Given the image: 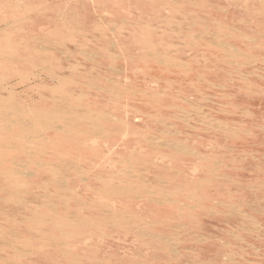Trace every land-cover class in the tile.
<instances>
[{"label":"rangeland","instance_id":"374dc122","mask_svg":"<svg viewBox=\"0 0 264 264\" xmlns=\"http://www.w3.org/2000/svg\"><path fill=\"white\" fill-rule=\"evenodd\" d=\"M0 1V264H264V0Z\"/></svg>","mask_w":264,"mask_h":264},{"label":"bare ground","instance_id":"6f19581e","mask_svg":"<svg viewBox=\"0 0 264 264\" xmlns=\"http://www.w3.org/2000/svg\"><path fill=\"white\" fill-rule=\"evenodd\" d=\"M46 1V0H45ZM63 1V0H62ZM80 1V0H79ZM115 1V0H114ZM146 1V0H145ZM157 1V0H156ZM208 1V0H207ZM214 1V0H213ZM213 1H211V2H213ZM236 1V0H235ZM238 1V0H237ZM243 1V0H242ZM1 2V1H0ZM60 2V1H59ZM71 2V1H70ZM108 2V1H107ZM111 2V1H110ZM160 2H161V0H160ZM204 2V1H203ZM230 2V1H229ZM234 2V1H233ZM232 2V3H233ZM9 3V2H8ZM74 3V2H73ZM73 3H72V5H73ZM116 3V2H115ZM119 3V2H118ZM135 3V2H134ZM155 3V2H154ZM167 3V2H166ZM170 3V2H169ZM205 3V2H204ZM235 3V2H234ZM49 4V3H48ZM47 3H46V5H48ZM100 4V3H99ZM110 4V3H109ZM113 4V3H112ZM130 4V3H129ZM153 4V3H152ZM156 4H158V3H156ZM160 4V3H159ZM171 4V3H170ZM169 4V5H170ZM191 4V3H190ZM218 4V3H217ZM252 4V3H251ZM259 4V3H258ZM257 4V5H258ZM19 5V4H18ZM34 5V4H33ZM32 5V6H33ZM62 5V4H61ZM94 5V4H93ZM162 5V4H161ZM177 5H179V4H177ZM202 5V4H201ZM204 5V4H203ZM245 5V4H244ZM28 6V5H27ZM97 6V5H96ZM104 6V5H103ZM116 6V5H115ZM123 6V5H122ZM134 6V5H133ZM208 6V5H207ZM228 6V5H227ZM246 6V5H245ZM245 6H243V7H245ZM259 6V5H258ZM1 7V6H0ZM8 7V6H7ZM54 7V6H53ZM88 7H89V5H88ZM94 7V6H93ZM102 7V6H101ZM105 7V6H104ZM132 7V6H131ZM161 7V6H160ZM189 7V6H188ZM229 7V6H228ZM233 7H235V6H233ZM5 8V7H4ZM10 8V7H9ZM21 8V7H20ZM29 8V7H28ZM39 8V7H38ZM41 8H42V6H41ZM60 8V7H59ZM73 8V7H72ZM71 8V9H72ZM124 8V7H123ZM135 8V7H134ZM142 8V7H141ZM153 8V7H152ZM158 8V7H157ZM162 8V7H161ZM171 8V7H170ZM186 8V7H185ZM194 8V7H193ZM209 8V7H208ZM224 8V7H223ZM258 8V7H257ZM13 9H14V7H13ZM32 9H34V8H32ZM45 9V8H44ZM148 9V8H147ZM179 9V8H178ZM184 9V8H183ZM189 9V8H188ZM192 9V8H191ZM194 9H196V8H194ZM199 9V8H198ZM259 9V8H258ZM20 10V9H19ZM30 10V9H29ZM39 10V9H38ZM151 10V9H150ZM153 10H154V8H153ZM156 10V9H155ZM181 10V9H180ZM200 10V9H199ZM237 10V9H236ZM261 10V9H260ZM12 11V10H11ZM13 11H15V10H13ZM48 11V10H47ZM50 11V10H49ZM57 11H59V10H57ZM63 11V10H62ZM121 11V10H120ZM142 11H143V9H142ZM160 11V10H159ZM169 11V10H168ZM172 11V10H171ZM183 11V10H182ZM264 11V10H263ZM16 12V11H15ZM19 12V11H18ZM22 12V11H21ZM60 12V11H59ZM71 12V11H70ZM139 12V11H138ZM152 12V11H151ZM184 12V11H183ZM187 12H188V10H187ZM186 12V13H187ZM201 12V11H200ZM209 12H210V10H209ZM246 12V11H245ZM248 12V11H247ZM26 13V12H25ZM43 13V12H42ZM58 13V12H57ZM79 13V12H78ZM147 13V12H146ZM158 14H159V12H157ZM178 13V12H177ZM190 13V12H189ZM193 13V12H192ZM208 13V12H207ZM16 14H18V13H16ZM40 14V13H39ZM44 14V13H43ZM42 14V15H43ZM58 14H60V13H58ZM126 14V13H125ZM161 14V13H160ZM204 14V13H203ZM253 14V13H252ZM20 15V14H19ZM18 15V16H19ZM70 15V14H69ZM80 15V14H79ZM172 15V14H171ZM191 15V14H190ZM189 15V16H190ZM245 15V14H244ZM1 16V15H0ZM11 16H13V15H11ZM63 16V15H62ZM71 16V15H70ZM76 16V15H75ZM145 16V15H144ZM152 16V15H151ZM160 16H162V14L160 15ZM165 16V15H164ZM175 16V15H174ZM183 16V15H182ZM184 16H186L185 14H184ZM204 16V15H203ZM203 16H202V18H203ZM225 16V15H224ZM237 16V15H236ZM242 16V15H241ZM255 16V15H254ZM169 17V16H168ZM194 17V16H193ZM228 17H229V15H228ZM248 17V16H247ZM253 17V16H252ZM261 17V16H260ZM32 18H33V16H32ZM31 18V19H32ZM73 18H74V15H73ZM77 18V17H76ZM81 18V17H80ZM79 18V19H80ZM84 18V17H83ZM82 18V19H83ZM136 18V17H135ZM140 18V17H139ZM141 18H143L142 16H141ZM204 18H206V17H204ZM210 18V17H209ZM230 18H231V16H230ZM251 18V17H250ZM264 18V17H263ZM30 19V18H29ZM41 19V18H40ZM70 19V18H69ZM169 19V18H168ZM174 19H176V18H174ZM224 19V18H223ZM1 20V19H0ZM4 20V19H3ZM25 20V19H24ZM87 20V19H86ZM100 20V19H99ZM161 20V19H160ZM2 21V20H1ZM23 21V20H22ZM60 21V20H59ZM62 21V20H61ZM71 21V20H70ZM76 21V20H75ZM95 21V20H94ZM114 21H116V20H114ZM122 21V20H121ZM137 21V20H136ZM139 21V20H138ZM147 21V20H146ZM146 21H145V23H146ZM161 21H164V20H161ZM172 21V20H171ZM174 21V20H173ZM176 21V20H175ZM182 21L184 22V20L182 19ZM181 21V22H182ZM209 21H212V20H209ZM5 22V21H4ZM3 22V23H4ZM7 22V21H6ZM63 22V21H62ZM65 22V21H64ZM63 22V23H64ZM83 22V21H82ZM118 22V21H117ZM141 23L143 22V19H142V21H140ZM150 23L149 24H151V21H149ZM153 22V21H152ZM155 22V21H154ZM202 22V21H201ZM201 22H199V23H201ZM233 22V21H232ZM2 23V22H1ZM20 23V22H19ZM72 23V22H71ZM70 23V24H71ZM81 23V22H80ZM91 23V22H90ZM170 23V22H169ZM175 23V22H174ZM177 23H178V21H177ZM11 24V23H10ZM13 24V23H12ZM26 24V23H25ZM65 24V23H64ZM69 24V23H68ZM82 24V23H81ZM120 24V23H119ZM138 24V23H137ZM154 24V23H153ZM156 24V23H155ZM189 24V23H188ZM187 24V25H188ZM214 24V23H213ZM212 24V25H213ZM24 25V24H23ZM56 25V24H55ZM98 25V24H97ZM146 25H148L147 23H146ZM146 25H144V26H146ZM152 25V24H151ZM183 25V24H182ZM253 25V24H252ZM263 25H264V23H263ZM27 26H29V25H27ZM90 26V25H89ZM93 26V25H92ZM100 26V25H99ZM122 26V25H121ZM149 26V25H148ZM153 26V25H152ZM161 26V25H160ZM163 26V25H162ZM239 26V25H238ZM254 26V25H253ZM5 27V26H4ZM60 27V26H59ZM65 27V26H64ZM127 27V26H126ZM182 27V26H181ZM186 27V26H185ZM189 27V26H188ZM195 27V26H194ZM218 27V26H217ZM257 27V26H256ZM22 28V27H21ZM82 28V27H81ZM80 28V29H81ZM110 28V27H109ZM115 28V27H114ZM152 28V27H151ZM187 28V27H186ZM190 28V27H189ZM215 28V27H214ZM241 28H243V27H241ZM240 28V29H241ZM258 28V27H257ZM29 29V28H28ZM64 29V28H63ZM85 29V28H84ZM102 29H104V28H102ZM120 29V28H119ZM155 29V28H154ZM165 29V28H164ZM191 29V28H190ZM194 29V28H193ZM196 29V28H195ZM197 29H198V27H197ZM246 29V28H245ZM255 30H257L256 28H254ZM22 30V29H21ZM58 30V29H57ZM69 30V29H68ZM68 30H66V31H68ZM76 30V29H75ZM105 30V29H104ZM117 30V29H116ZM124 30V29H123ZM189 30V29H188ZM187 30V31H188ZM192 30V29H191ZM74 31V30H73ZM95 31V30H94ZM97 31V30H96ZM100 31V30H99ZM106 31V30H105ZM163 31V30H162ZM168 31V30H167ZM194 31V30H193ZM217 31V30H216ZM59 32V31H58ZM82 32V31H81ZM110 32V31H109ZM176 32V31H175ZM177 32H178V30H177ZM257 32V31H256ZM49 33H50V31H49ZM71 33V32H70ZM107 33V32H106ZM192 33H195V32H192ZM262 33V32H261ZM1 34V33H0ZM132 34V33H131ZM156 34V33H155ZM174 34V33H173ZM180 34V33H179ZM187 34H189V33H187ZM22 35H23V33H22ZM49 35V34H48ZM57 35V34H56ZM66 35V34H65ZM64 35V36H65ZM118 35V34H117ZM116 35V36H117ZM122 35V34H121ZM150 35V34H149ZM148 35V36H149ZM160 35V34H159ZM165 35V34H164ZM1 36H2V34H1ZM33 36V35H32ZM129 36V35H128ZM155 36H157V35H155ZM176 36V35H175ZM178 36V35H177ZM8 37V36H7ZM34 37V36H33ZM49 37V36H48ZM105 37V36H104ZM124 37H125V35H124ZM123 37V38H124ZM172 37V36H171ZM3 38V37H2ZM43 38V37H42ZM61 38V37H60ZM65 38V37H64ZM68 38V37H67ZM94 38V37H93ZM122 38V39H123ZM158 38V37H157ZM176 38V37H175ZM21 39V38H20ZM23 39H25V38H23ZM46 39V38H45ZM50 39V38H49ZM81 39V38H80ZM146 39V38H145ZM153 39H154V37H153ZM156 39V38H155ZM170 39V38H169ZM172 39V38H171ZM31 40V39H30ZM47 40V39H46ZM79 40V39H78ZM89 40V39H88ZM101 40V39H100ZM124 40V39H123ZM136 40V39H135ZM157 40V39H156ZM160 40V39H159ZM177 40V39H176ZM235 40V39H234ZM237 40V39H236ZM29 41V40H28ZM51 41V40H50ZM54 41V40H53ZM87 41V40H86ZM125 41V40H124ZM138 41V40H137ZM213 41V40H212ZM229 41V40H228ZM6 42V41H5ZM8 42V41H7ZM65 42V41H64ZM102 42H104V41H102ZM101 42V43H102ZM127 42V41H126ZM134 42V41H133ZM156 42H158V40L156 41ZM163 42V41H162ZM180 42V41H179ZM182 42V41H181ZM239 42V41H238ZM3 43H4V41H3ZM17 43V42H16ZM54 43V42H53ZM74 43V42H73ZM76 43V42H75ZM74 43V44H75ZM194 43V42H193ZM234 43H236V42H234ZM240 43V42H239ZM242 43V42H241ZM240 43V44H241ZM247 43V42H246ZM245 43V44H246ZM5 44V43H4ZM69 44V43H68ZM80 44V43H79ZM85 44H87V43H85ZM127 44V43H126ZM159 44V43H158ZM163 44V43H162ZM178 44V43H177ZM183 44V43H182ZM186 44V43H185ZM188 44V43H187ZM186 44V45H187ZM237 44V43H236ZM73 45V44H72ZM84 45V44H83ZM123 45V44H122ZM137 45V44H136ZM157 45V44H156ZM155 45V46H156ZM184 45V44H183ZM239 45V44H238ZM263 45V44H262ZM21 46V45H20ZM60 46V45H59ZM91 46H92V44H91ZM96 46V45H95ZM171 46V45H170ZM180 46V45H179ZM250 46V45H249ZM24 47V46H23ZM49 47V46H48ZM66 47H67V45H66ZM78 47H79V45H78ZM84 47H85V45H84ZM131 47H133L132 45H131ZM165 47V46H164ZM173 47V46H172ZM244 47V46H243ZM8 48H9V46H8ZM31 48V47H30ZM101 48V47H100ZM146 48V47H145ZM162 48V47H161ZM166 48V47H165ZM175 48V47H174ZM177 48V47H176ZM191 48V47H190ZM253 48V47H252ZM251 48V49H252ZM4 49V48H3ZM155 49V48H154ZM163 49V48H162ZM188 49V48H187ZM7 50V49H6ZM67 50V49H66ZM83 50V49H82ZM134 50H136V49H134ZM142 50V49H141ZM151 50V49H150ZM176 50H178V49H176ZM199 50V49H198ZM249 50V49H248ZM8 51V50H7ZM20 51V50H19ZM155 51V50H154ZM167 51H169V50H167ZM218 51V50H217ZM3 52V51H2ZM11 52V51H10ZM22 52V51H21ZM26 52V51H25ZM24 52V53H25ZM187 52H189V51H187ZM196 52V51H195ZM6 53V52H5ZM9 53V52H8ZM204 53H206V52H204ZM174 54V53H173ZM194 54V53H193ZM202 54V53H201ZM24 55V54H23ZM28 55V54H27ZM136 55V54H135ZM166 55V54H165ZM177 55V54H176ZM183 55V54H182ZM186 56H187V54H185ZM206 55V54H205ZM211 55V54H210ZM225 55V54H224ZM224 55H223V58H224ZM51 57H52V55H50ZM78 56V55H77ZM81 56V55H80ZM128 56V55H127ZM171 56H172V54H171ZM170 56V57H171ZM203 56V55H202ZM19 57V56H18ZM41 57V56H40ZM51 57H49L50 59H51ZM64 57V56H63ZM188 57V56H187ZM217 57V56H216ZM27 58V57H26ZM37 58V57H36ZM48 58V59H49ZM59 58V57H58ZM200 58H201V56H200ZM210 58V57H209ZM47 59V58H46ZM49 59V60H50ZM107 59V58H106ZM156 59V58H155ZM34 60V59H33ZM54 60V59H53ZM56 60V59H55ZM72 60V59H71ZM81 60V59H80ZM102 60V59H101ZM128 60V59H127ZM153 60V59H152ZM201 60V59H200ZM205 60V59H204ZM217 60V59H216ZM31 61V60H30ZM73 61V60H72ZM78 61V60H77ZM130 61V60H129ZM132 61V60H131ZM142 61V60H141ZM147 61V60H146ZM193 61V60H192ZM202 61V60H201ZM219 61H221V59L219 60ZM226 61V60H225ZM225 61H223V62H225ZM39 62V61H38ZM46 62V61H45ZM50 62V61H49ZM48 62V63H49ZM101 62H103V60L101 61ZM137 62V61H136ZM152 62V61H151ZM164 62H165V60H164ZM198 62V61H197ZM230 62H232V61H230ZM53 63H54V61H53ZM169 63V62H168ZM190 63V62H189ZM191 63H194V62H191ZM227 63V62H226ZM229 63V62H228ZM107 64V63H106ZM152 64H154L153 62H152ZM196 64V63H195ZM201 64V63H200ZM216 64V63H215ZM69 65V64H68ZM132 65V64H131ZM147 65V64H146ZM211 65V64H210ZM225 65V64H224ZM48 66V65H47ZM150 66V65H149ZM160 66V65H159ZM26 67V66H25ZM32 67H34V66H32ZM31 67V68H32ZM39 67V66H38ZM147 67V66H146ZM207 67V66H206ZM224 67V66H223ZM233 67V66H232ZM27 68V67H26ZM25 68V69H26ZM62 68V67H61ZM72 68V67H71ZM153 68V67H152ZM204 68V67H203ZM210 68V67H209ZM216 68H217V65H216ZM229 68V67H228ZM236 68H237V66H236ZM80 69V68H79ZM164 69V68H163ZM202 69V68H201ZM220 69V68H219ZM53 70V69H52ZM55 70V69H54ZM129 70V69H128ZM147 70V69H146ZM155 70H157L156 68H155ZM186 70H188V69H186ZM7 71V70H6ZM9 71V70H8ZM30 71V70H29ZM37 71V70H36ZM62 71V70H61ZM80 71H82V70H80ZM99 71V70H98ZM175 71V70H174ZM25 72H28V71H25ZM60 72V71H59ZM58 72V73H59ZM167 72V71H166ZM176 72V71H175ZM185 72H187V71H185ZM3 73V72H2ZM34 73V72H33ZM36 73V72H35ZM39 73V72H38ZM54 73V72H53ZM94 73V72H93ZM104 73V72H103ZM131 73V72H130ZM134 73V72H133ZM132 73V74H133ZM161 73V72H160ZM184 73V72H183ZM202 74H204L203 72H201ZM21 74V73H20ZM22 74H24V73H22ZM45 74V73H44ZM49 74V73H48ZM60 74V73H59ZM124 74V73H123ZM146 74V73H145ZM180 74V73H179ZM186 74V73H185ZM213 74V73H212ZM26 75V74H25ZM27 75H28V73H27ZM107 75V74H106ZM114 75V74H113ZM147 75H148V73H147ZM170 75V74H169ZM199 75H200V73H199ZM6 76V75H5ZM48 76V75H47ZM75 76H77V75H75ZM123 76V75H122ZM134 76V75H133ZM149 76V75H148ZM147 76V77H148ZM208 76V75H207ZM215 76V75H214ZM1 77V76H0ZM7 77V76H6ZM57 77H59V75L57 76ZM56 77V78H57ZM74 77V76H73ZM109 77V76H108ZM145 77V76H144ZM150 77V76H149ZM152 77V76H151ZM174 77V76H173ZM179 77V76H178ZM186 77V76H185ZM8 78V77H7ZM12 78V77H11ZM19 78V77H18ZM38 78H40V77H38ZM64 78V77H63ZM78 78V77H77ZM91 78V77H90ZM116 78V77H115ZM139 78V77H138ZM155 78H157V77H155ZM161 78V77H160ZM164 78V77H163ZM193 78V77H192ZM2 79H3V77H2ZM58 79V78H57ZM83 79V78H82ZM182 79V78H181ZM205 79V78H204ZM216 79V78H215ZM76 80V79H75ZM78 80V79H77ZM118 80V79H117ZM146 80V79H145ZM158 80V79H157ZM188 80H189V78H188ZM197 80V79H196ZM206 80V79H205ZM208 80V79H207ZM13 81V80H12ZM30 81H31V79H30ZM56 81H59V79L58 80H56ZM91 81V80H90ZM93 81V80H92ZM94 81H95V79H94ZM154 81V80H153ZM184 81V80H183ZM192 81V80H191ZM2 82V81H1ZM16 82V81H15ZM35 82H36V80H35ZM60 82V81H59ZM69 81L67 80V83H68ZM73 82V81H72ZM98 82V81H97ZM160 82H161V80H160ZM167 82V81H166ZM187 82V81H186ZM189 82V81H188ZM196 82V81H195ZM206 82V81H205ZM9 83V82H8ZM34 83V82H33ZM66 83V84H67ZM100 83V85H101V82H99ZM145 83V82H144ZM147 83V82H146ZM152 83V82H151ZM163 83H164V81H163ZM163 83H161V84H163ZM169 83V82H168ZM173 83H174V81H173ZM191 83V82H190ZM198 83V82H197ZM208 83V82H207ZM4 84V83H3ZM6 84V83H5ZM48 84H49V81H48ZM52 84V83H51ZM69 84V83H68ZM71 84V83H70ZM97 84V83H96ZM109 84V83H108ZM183 84V83H182ZM192 84V83H191ZM190 84V85H191ZM194 84V83H193ZM200 84V83H199ZM1 85V84H0ZM10 85V84H9ZM8 85V86H9ZM28 85V84H27ZM72 85V84H71ZM75 85V84H74ZM77 85V84H76ZM82 85V84H81ZM145 85V84H144ZM166 85V84H165ZM187 85V84H186ZM21 86V85H20ZM35 86H37V85H35ZM52 86V85H51ZM55 86V85H54ZM58 86V85H57ZM67 86V85H66ZM70 86V85H69ZM168 86V85H167ZM189 86V85H188ZM205 86H207V85H205ZM260 86V85H259ZM6 87V86H5ZM77 87V86H76ZM80 87V86H79ZM109 87H110V85H109ZM186 87V86H185ZM10 88V87H9ZM13 88V87H12ZM15 88V87H14ZM70 88V87H69ZM72 88V87H71ZM75 88V87H74ZM85 88V87H84ZM90 88V87H89ZM106 88V87H105ZM150 88V87H149ZM152 88V87H151ZM150 88V89H151ZM160 88V87H159ZM181 88V87H180ZM207 88V87H206ZM5 89V88H4ZM31 89V88H30ZM37 89V88H36ZM42 89V88H41ZM45 89V88H44ZM83 89V88H82ZM24 90V89H23ZM51 90V89H50ZM60 90V89H59ZM94 91H95V89H93ZM108 90V89H107ZM183 90H185V89H183ZM193 90V89H192ZM198 90V89H197ZM200 90V89H199ZM198 90V91H199ZM212 90V89H211ZM10 91V90H9ZM27 91V90H26ZM34 91V90H33ZM45 91V90H44ZM49 91V90H48ZM86 91V90H85ZM182 91V90H181ZM194 91V90H193ZM196 91V90H195ZM197 91V92H198ZM215 91V90H214ZM35 92V91H34ZM50 92V91H49ZM88 92V91H87ZM187 92V91H186ZM48 93V92H47ZM51 93V92H50ZM58 93V92H57ZM97 93V92H96ZM164 93V92H163ZM10 94H11V92H10ZM29 94V93H28ZM68 94V93H67ZM71 94V93H70ZM169 94V93H168ZM168 94H166V95H168ZM191 94V93H190ZM49 95V94H48ZM63 95H64V93H63ZM75 95V94H74ZM97 95V94H96ZM101 95V94H100ZM107 95V94H106ZM113 95V94H112ZM30 96V95H29ZM53 96H55V95H53ZM79 96V95H78ZM93 96V95H92ZM171 96V95H170ZM175 96H176V94H175ZM174 96V97H175ZM9 97V96H8ZM33 97V96H32ZM49 97V96H48ZM52 97V96H51ZM110 97V96H109ZM192 97V96H191ZM257 97V96H256ZM72 98V97H71ZM105 98V97H104ZM107 98V97H106ZM126 98V97H125ZM189 98V97H188ZM8 100H9V98H7ZM39 99V98H38ZM74 99V98H73ZM11 100V99H10ZM31 100V99H30ZM40 100V99H39ZM42 100V99H41ZM88 101H89V99H87ZM110 100V99H109ZM140 100V99H139ZM12 101V100H11ZM15 101V100H14ZM42 101H44V100H42ZM86 101V100H85ZM142 101V100H141ZM141 101H139V102H141ZM258 101H259V99H258ZM97 102V101H96ZM137 102V101H136ZM89 103V102H88ZM109 104V103H108ZM111 104V103H110ZM125 104V103H124ZM5 105V104H4ZM96 105H99V104H96ZM95 105V106H96ZM114 105V104H113ZM93 106V105H92ZM102 106V105H101ZM107 106V105H106ZM117 106H119V104L117 105ZM80 107H81V105H80ZM114 107V106H113ZM115 107H116V105H115ZM87 108V107H86ZM47 109V108H46ZM119 109V108H118ZM264 113V112H263ZM223 117V116H222ZM264 117V116H263ZM221 118V117H220ZM224 118V117H223ZM241 119V118H240ZM79 121V120H78ZM233 121V120H232ZM252 121V120H251ZM149 122H151V121H149ZM102 123V122H101ZM106 131V130H105ZM175 131V130H174ZM2 133V132H1ZM3 134V133H2ZM7 136V135H6ZM189 137V136H188ZM189 139V138H188ZM194 139V138H193ZM10 141V140H9ZM21 141V140H20ZM103 141V140H102ZM5 142V141H4ZM17 142V141H16ZM23 142V141H22ZM22 142H18V143H22ZM15 143V142H14ZM25 143V142H24ZM175 144V143H174ZM106 149V148H105ZM181 149V148H180ZM104 151H106V150H104ZM79 154V153H78ZM87 154V153H86ZM89 155V154H88ZM94 155V154H93ZM87 156V155H86ZM99 156V155H98ZM82 158V157H81ZM69 160H71V159H69ZM142 160H143V158H142ZM85 164V163H84ZM151 179V178H150ZM47 213V212H46ZM52 217V216H51ZM50 217V218H51ZM61 221H63V220H61ZM34 225V224H33ZM36 225V224H35ZM37 226V225H36ZM52 226V225H51ZM49 229V228H48ZM58 229V228H57ZM51 231V230H50ZM53 233V232H52ZM51 233V234H52ZM75 233V232H74ZM43 237V236H42ZM94 238V237H93ZM72 239H73V237H72ZM85 248V247H84ZM95 249V248H94ZM84 250V249H83ZM92 254V253H91ZM94 255V254H93Z\"/></svg>","mask_w":264,"mask_h":264}]
</instances>
